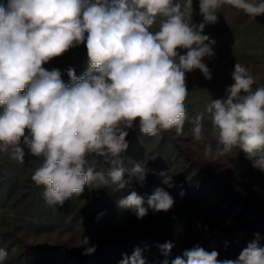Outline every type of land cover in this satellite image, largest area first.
Returning a JSON list of instances; mask_svg holds the SVG:
<instances>
[{
	"label": "clouds",
	"instance_id": "1",
	"mask_svg": "<svg viewBox=\"0 0 264 264\" xmlns=\"http://www.w3.org/2000/svg\"><path fill=\"white\" fill-rule=\"evenodd\" d=\"M224 5L252 18L264 14V0H199L203 19L197 25L192 22L193 0L0 2V152L21 164L25 148L41 158L31 180L43 186L50 207L62 206L86 187L124 190L129 187L126 172L143 185L155 170L147 161L130 170L124 166L129 130L159 137L174 129L182 135L187 121L194 140H204V113L189 117L184 103L189 94L186 73L199 69L212 80L203 59L215 56L216 41L203 32L218 22ZM80 45L86 48L87 64L81 76L72 66L63 71L43 66ZM65 74L70 84L62 79ZM231 79L224 97L205 105L216 148L207 145L204 155L216 160L239 149L253 168L264 172V86L254 89L255 77L238 62ZM94 155L102 158L103 167L90 164ZM159 175L167 188L174 186L170 172ZM116 205L143 219L149 210L167 212L174 199L165 187H157L147 197L131 190ZM262 241L264 236L254 233L236 259L223 260L217 250L207 251L199 243L171 261L175 243L157 247L164 256L160 264H264ZM79 245L84 255L97 248L87 236ZM146 247L122 254L118 264H148ZM9 254L0 248V264Z\"/></svg>",
	"mask_w": 264,
	"mask_h": 264
},
{
	"label": "rangeland",
	"instance_id": "2",
	"mask_svg": "<svg viewBox=\"0 0 264 264\" xmlns=\"http://www.w3.org/2000/svg\"><path fill=\"white\" fill-rule=\"evenodd\" d=\"M198 5L199 0H193L192 22L197 25L203 19ZM203 34L216 41L215 56L203 59L213 78L205 79L199 69L186 73L189 94L184 103L189 117L204 113V140H194L187 121L182 135L174 129L159 137H149L138 128L129 130L124 166L130 170L135 163L147 161L155 170L143 185L126 172L129 187L124 190L86 187L80 196L50 207L43 198V186L37 187L31 180L41 158L28 155L25 148L21 164L0 152V248L10 253L5 264H118L122 254L130 256L134 248L146 246L143 256L148 264H160L164 256L157 245L166 241L175 243L169 261L197 243L207 251L217 250L220 260L236 259L254 233L264 236V172L253 168L239 149L216 160L204 155L207 145L211 144L213 151L216 148L205 105L224 97L226 87L233 83L235 63L251 71L256 79L254 89L264 86V14L252 18L224 5L218 10V22L206 25ZM43 66L62 71L72 66L79 77L87 69L86 48L70 49ZM62 79L70 84L66 74ZM101 160L95 155L89 158L97 168L103 167ZM161 171L173 175L172 188L162 184ZM157 187H165L174 199L167 212L149 210L138 219L134 211L116 205L117 199L131 190L147 197ZM99 213L104 215L97 219ZM82 236L97 246L93 254H82ZM261 244L264 246V241Z\"/></svg>",
	"mask_w": 264,
	"mask_h": 264
}]
</instances>
